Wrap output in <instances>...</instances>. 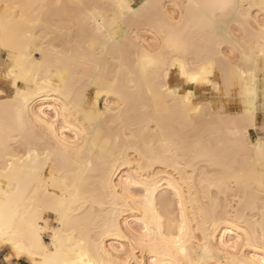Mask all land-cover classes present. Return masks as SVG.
<instances>
[{
  "label": "bare ground",
  "instance_id": "bare-ground-1",
  "mask_svg": "<svg viewBox=\"0 0 264 264\" xmlns=\"http://www.w3.org/2000/svg\"><path fill=\"white\" fill-rule=\"evenodd\" d=\"M120 2L0 0V6L5 3L64 6L50 9L36 33L37 36L42 33L53 36V39L49 43L41 41L44 56L36 52L33 59L42 60V63L28 68L32 73V84L24 129L18 126L16 107L5 109L3 106L2 101L11 100L16 92L7 79L0 78V93L3 94L0 96V166L9 156L18 158L11 175L12 186L7 178L0 177V201L15 207L17 194L23 196L24 200L19 204L21 215L35 211L37 206L48 209L63 203V225L57 223L55 211L42 213L49 221V228L61 229L59 251L57 247H50L53 244L50 233L45 232L41 237L49 253H56L50 258L59 264H73L81 254L96 264L122 259L127 253L120 250L130 249L133 240L139 242L143 224L153 222V213L159 222L151 236L156 245L158 264H182L186 260L169 243L173 231L179 235L181 222L186 225L185 235L191 234L185 241L190 256L193 248H199L207 264H231L235 254L220 248L221 239L226 243L233 241L243 234L242 228L255 242L264 238V188L258 152L248 149L238 158L233 135L235 120L231 119L241 117L246 109H251L257 125H264L258 121V114L264 109V61L258 59L264 41L256 27L264 21L261 15L264 0H231L239 7L235 15L225 17L232 43L220 44L219 52L226 59L212 69L213 83L223 86L222 70L230 75L233 66L241 64L251 73L243 78V83L238 79L235 88L222 96L211 85L181 83L183 77L179 75L178 67L170 71L166 86L170 91L178 90V97L191 91L192 108H185L177 98L169 97L155 86L154 95L149 99L147 88L151 73L146 75L141 65L146 58H159L163 54L165 58L184 59L195 72L215 57L216 53L209 49L222 39V34L201 27L195 5L219 0H123L135 14L126 10L121 13L114 7ZM80 4L92 5L89 11L104 18L109 25H116L103 54L100 48L93 49L89 45L87 36L92 26L80 20ZM2 11L0 7V13ZM21 11L33 22L41 19L36 11L28 8ZM208 11L211 13L212 10ZM220 15L216 13L217 19ZM23 36L22 32V39ZM177 41L183 48L180 52L171 47ZM249 56L251 63L247 59ZM7 60V53L0 50V71ZM17 83L23 85L22 80ZM208 88L221 98L217 105L213 106L209 100L203 103L198 98V92ZM224 96L238 103L241 109L238 114L228 112V105L222 101ZM57 109L62 116L59 123L63 137L72 139L79 135L82 153L61 156L56 151V143L47 136V130L34 120H27L29 113L43 110V116L47 117L50 113L54 115ZM65 112L67 123L63 119ZM250 140L256 144L260 137H252L250 133ZM165 142L179 147V157L174 150L172 162L167 166L154 162L156 157L165 155ZM29 145L34 153L39 151V161L35 157L32 162L25 159ZM185 155L195 163L186 165ZM21 160L24 161L22 164ZM148 172L162 176L151 206L130 199L142 195L139 189L152 179ZM129 177L133 180L131 184L127 182ZM169 184H172L171 188ZM177 185L185 205L183 221L180 220V200L176 199L174 191ZM113 221L118 231L112 228ZM209 235L211 240L207 239ZM206 243L207 252L203 247ZM241 250L248 257L261 255L255 247ZM1 253L11 254V248L0 246ZM141 258L151 264L152 253L145 252ZM17 259L18 264H28L27 257Z\"/></svg>",
  "mask_w": 264,
  "mask_h": 264
},
{
  "label": "snow or ice",
  "instance_id": "snow-or-ice-1",
  "mask_svg": "<svg viewBox=\"0 0 264 264\" xmlns=\"http://www.w3.org/2000/svg\"><path fill=\"white\" fill-rule=\"evenodd\" d=\"M2 13H0V50L7 53L8 60L4 64L3 70L0 71V78L7 79L11 87L15 89L16 95L11 100L2 101L3 106L7 109L9 106H15L17 112L19 113L18 126L20 129L26 127L25 113L27 111V100L31 94V75L32 73L28 71L29 65L35 66L37 63H42V60H34V53H40V56H44V44L51 42L53 36H46V34H41L37 36L36 33L39 31V26L42 24L43 17L45 14L49 13L50 9L62 8L61 4L48 5L45 3H37L30 5H19V4H9L5 3L2 6ZM78 7L82 10L80 20L85 25H91L92 31L87 36L89 40V45L93 49L100 48L102 54L109 47L108 41L112 39L111 33L115 29V23L109 25L105 22V19L97 15L93 11L88 9L92 8V5L80 4ZM118 8L121 13L125 10L130 14H135L134 9L129 6L128 3L121 0L120 3L114 5ZM143 7V5H142ZM238 5L233 4L231 0H219L217 3L195 5L199 16L201 27L205 31L213 32L217 35L222 34V39L219 42H214L209 49L210 52L216 53L215 57H211L208 62L203 63L197 71H192L185 60L179 57L165 58L163 54L159 58L148 57L142 62V70L147 75L151 73V81L148 84L147 94L149 99L154 95L155 88L161 89L164 93H167L169 97L177 98L185 108H192V92L189 91L186 96L178 97V90H169L165 84L168 75L172 69L179 68V75L183 77L181 83H187L189 86L192 84H203L211 85L216 91L221 92L222 96L226 92H230L231 89L235 88L236 82L239 79L243 83V78L250 76L251 73L248 72L243 64L239 66H233V72L225 74L222 70V77L224 79V84L221 86L219 83H213V72L214 67L220 66V61L226 59L220 52L219 47L221 43L231 44V35L228 33V21L225 17L229 15H235ZM28 8L37 12V15L41 17L40 20L33 22L30 16H26L21 9ZM211 9V13L208 11ZM38 10V11H37ZM219 12L220 18L217 19L216 13ZM261 15L264 16V5H262ZM183 20V16L181 17ZM259 19V18H258ZM250 20V18H249ZM256 27L259 28V33L261 40L264 41V21H261ZM24 33L23 39L21 38V33ZM75 35V33L73 34ZM79 39V37H77ZM175 52H180L183 50L182 45L179 41L171 45ZM227 52V49H224ZM217 57H219L217 59ZM249 63H251L252 57H247ZM259 60L264 61V42L261 43L259 51ZM23 81V85H18L17 81ZM114 86V85H113ZM24 87L22 91L21 88ZM116 95L115 92L112 93ZM3 94L0 93V96ZM10 95V94H9ZM100 92H97V96ZM119 103V100H118ZM207 107V106H204ZM96 109L93 107L92 111ZM200 109H195L199 111ZM220 116L223 119L224 113L221 110ZM62 119L61 112L59 109L56 110L55 114H49L47 117L43 116V110L40 113H29L27 116L28 121L34 120L36 123L42 125L47 130V136L56 143V151L63 157H69L73 154H80L84 151L82 148V141L79 135L72 139L63 137V128L60 125ZM64 122L67 123V113L64 114ZM235 120V127L233 135L236 137V144L238 150V158L243 155L248 149H255L258 152V159L260 163V177L261 186L264 188V125H257L255 118L252 115L251 109H246V112L241 117L231 118ZM256 130L257 135L260 140L256 144H252L250 140V130ZM4 137H7V131L4 133ZM6 146V145H5ZM166 153L163 157H156L154 162L157 164L164 163L167 166L172 161L170 158L174 154L179 157V147L173 146L165 142ZM28 156L25 158L29 162L33 161L35 157L36 161L40 160L39 151L35 153L31 145L28 146ZM187 152V149L185 150ZM192 155H195L194 153ZM45 157H48V153H45ZM18 158L7 157L4 160L2 166H0V177L7 178L9 180L10 186H12L11 175L15 167V160ZM197 159H207V157H197ZM256 159V158H254ZM184 161L186 165L194 164V160L189 159V155H185ZM24 161L21 160L22 164ZM177 169L179 164L176 165ZM38 171V170H37ZM167 173H164L166 175ZM148 176H152L150 182H147L141 186L139 191L142 193L140 196L130 197L131 201L136 203H142L146 206H151V201L154 195H156V187L158 182L162 179V176H153L151 172L147 173ZM128 184L133 182L132 178H127ZM169 188L172 184L168 185ZM127 191V188L124 189ZM176 194V199L180 200V220L183 221V210H184V200L182 191L177 185L174 189ZM16 199V206L12 207L11 204H5L0 201V246H9L11 248V254L4 255L0 257V264H18V259L20 257H27L28 264H59L50 257L56 255V253H49L48 247H45L41 237L45 232L52 235L53 244L50 247H57V251L60 250L62 243L58 246V241H62L60 235L61 229H51L49 228V221L44 219L42 213L47 211H55L58 217L57 223L60 225L64 224V218L61 209L64 207L63 203L54 208L45 209L43 206H37L35 211H29L24 215H21L19 210V204L23 202L24 197L19 196ZM176 200H173V206H175ZM7 209V211H6ZM153 222L149 224L145 222L143 224V235L141 236L139 242L133 240L130 249H121V253H127L122 259L110 260L109 264H147V259H142L145 252H151V264H158L155 258V243L151 240L153 232H155L159 227V222L156 219V214L153 213ZM43 225V226H42ZM212 227H215L213 224ZM112 228L119 230L115 221L112 223ZM264 228V225H262ZM242 235L238 236L233 241L226 243L225 239H221L220 248L227 249L234 253L235 255L231 258V264H264V238H261L259 242L253 241L251 235L246 232L243 228L241 229ZM186 233V225L181 222L179 225V235L175 234L173 231L170 246L174 245L175 249L179 251L186 260L182 264H207L204 257L201 256L199 248H193L191 256L189 255V250L185 245V241L191 238V234L188 236ZM127 239V237H125ZM211 240V236L207 237ZM204 251H208L207 243L203 246ZM259 248L261 255L248 257L243 249L247 248ZM73 264H96L95 261L85 258L81 254L80 259L74 261Z\"/></svg>",
  "mask_w": 264,
  "mask_h": 264
},
{
  "label": "rangeland",
  "instance_id": "rangeland-1",
  "mask_svg": "<svg viewBox=\"0 0 264 264\" xmlns=\"http://www.w3.org/2000/svg\"><path fill=\"white\" fill-rule=\"evenodd\" d=\"M174 77H177V74L174 73L173 75ZM198 98L203 101V103H207L208 100L210 102V104H212L213 106L214 105H217L219 102H220V99L221 98H218L216 96V92L211 90V89H204V90H201L198 92ZM229 100V101H228ZM222 101L228 105L227 107L229 108V113L230 114H238L240 112V107L238 106V103H236L233 99L230 100V98H227V97H222ZM233 101H234V104H233ZM235 110V111H234ZM263 119V121H262ZM258 121L259 123H262L264 124V109H262L259 114H258ZM251 132V136L252 137H256L257 136V133H256V130H250ZM2 256H4V253H1ZM24 264V263H23Z\"/></svg>",
  "mask_w": 264,
  "mask_h": 264
},
{
  "label": "crops",
  "instance_id": "crops-1",
  "mask_svg": "<svg viewBox=\"0 0 264 264\" xmlns=\"http://www.w3.org/2000/svg\"><path fill=\"white\" fill-rule=\"evenodd\" d=\"M0 257H2V254H0Z\"/></svg>",
  "mask_w": 264,
  "mask_h": 264
}]
</instances>
